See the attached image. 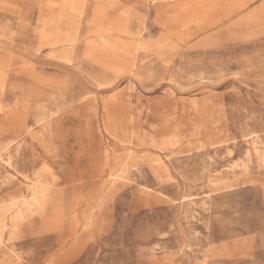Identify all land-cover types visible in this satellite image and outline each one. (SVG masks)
Segmentation results:
<instances>
[{
    "label": "rangeland",
    "instance_id": "obj_1",
    "mask_svg": "<svg viewBox=\"0 0 264 264\" xmlns=\"http://www.w3.org/2000/svg\"><path fill=\"white\" fill-rule=\"evenodd\" d=\"M0 264H264V0H0Z\"/></svg>",
    "mask_w": 264,
    "mask_h": 264
},
{
    "label": "bare ground",
    "instance_id": "obj_2",
    "mask_svg": "<svg viewBox=\"0 0 264 264\" xmlns=\"http://www.w3.org/2000/svg\"><path fill=\"white\" fill-rule=\"evenodd\" d=\"M53 22V21H52ZM45 28V27H44Z\"/></svg>",
    "mask_w": 264,
    "mask_h": 264
}]
</instances>
